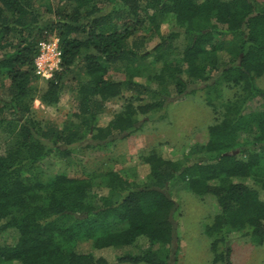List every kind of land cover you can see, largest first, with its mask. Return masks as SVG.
I'll return each instance as SVG.
<instances>
[{
  "label": "trees",
  "instance_id": "1",
  "mask_svg": "<svg viewBox=\"0 0 264 264\" xmlns=\"http://www.w3.org/2000/svg\"><path fill=\"white\" fill-rule=\"evenodd\" d=\"M47 1L0 0V235L15 238L0 246V264H109L77 252L78 242L119 250L139 246L140 238L148 247L116 263L170 264L173 186L216 199L219 213L205 229L212 264H233L234 235L264 246V110L246 113L252 100L264 105V90L256 85L264 76V1ZM169 15L175 28L162 34ZM51 38L60 41L62 65L43 89L35 60ZM154 38L159 42L149 50ZM147 61L159 69L144 73ZM71 82L76 108L64 128L36 120L35 102L59 105ZM197 84L236 94L219 105L209 97L215 123L184 160L154 147L140 157L148 168L142 179L122 169L100 180L41 177L47 159H67L88 138L102 148L131 136L141 117ZM114 100H122L121 108L104 126L100 118Z\"/></svg>",
  "mask_w": 264,
  "mask_h": 264
},
{
  "label": "rangeland",
  "instance_id": "2",
  "mask_svg": "<svg viewBox=\"0 0 264 264\" xmlns=\"http://www.w3.org/2000/svg\"><path fill=\"white\" fill-rule=\"evenodd\" d=\"M46 3L54 5L53 0ZM161 24L162 34L167 33L175 28V17L165 16ZM158 42L159 38H154L148 43V49H153ZM227 57L223 54L224 59ZM142 66L146 74L159 69V65L152 61H147ZM111 74L115 79L119 78L113 72ZM256 85L264 90V76L256 80ZM40 86L43 89L46 87L44 80L40 82ZM72 86V82L66 84L61 102L55 107H45L40 102H35L34 118L40 122H51L60 129L64 128L76 108ZM214 90L209 91L207 86L202 84L191 85L186 96L180 99L172 96L163 110L141 117L140 130L133 135L117 136L102 148L97 147L98 142L88 138L76 146L67 159L51 157L44 161L40 165L43 173L41 177L53 178L66 174L71 177L93 176L100 180V177L110 169H122L126 172V177L142 179L146 177L148 168L142 164L140 157L144 151L154 147L160 149L167 158L184 160L195 146L203 145L207 141L208 128L215 123L214 110L207 103L209 97L219 105L232 101L236 94V90H230L226 86ZM121 105L122 100L110 102L107 106L108 113L100 118V123L108 125ZM261 110H264V105L256 99L248 103L246 113ZM4 143V140H0V152L4 151ZM171 194L177 202V209L174 224L175 240L169 248L170 264H212L211 240L205 229L219 213L216 199L212 196L201 199L189 189L179 186H173ZM14 240L12 232L2 234L0 246L13 244ZM146 242L145 238H140L137 243L139 246L136 247L96 250L92 242L81 240L78 242L77 252L105 258L109 264H130L119 261L116 263V259L140 254L148 247ZM231 247L233 264H264V246H258L248 238L234 235ZM155 249L160 252L162 250L160 246Z\"/></svg>",
  "mask_w": 264,
  "mask_h": 264
},
{
  "label": "built area",
  "instance_id": "3",
  "mask_svg": "<svg viewBox=\"0 0 264 264\" xmlns=\"http://www.w3.org/2000/svg\"><path fill=\"white\" fill-rule=\"evenodd\" d=\"M62 50L58 38H51L40 44L39 55L35 60V73L44 81L53 78L61 70Z\"/></svg>",
  "mask_w": 264,
  "mask_h": 264
}]
</instances>
